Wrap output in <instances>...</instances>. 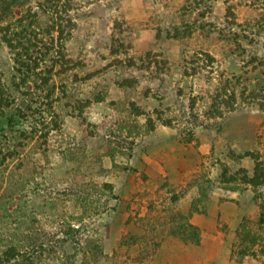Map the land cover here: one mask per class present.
I'll use <instances>...</instances> for the list:
<instances>
[{
    "label": "rangeland",
    "instance_id": "obj_1",
    "mask_svg": "<svg viewBox=\"0 0 264 264\" xmlns=\"http://www.w3.org/2000/svg\"><path fill=\"white\" fill-rule=\"evenodd\" d=\"M61 4L79 67L54 75L52 110L37 91L27 118H0L8 227L42 245L38 264H264V182L241 181L264 163V0H28L0 28L34 18L49 43L43 12ZM14 60L0 41L1 81L20 99L33 87ZM226 80L236 101L222 93L215 110ZM216 191L236 194L240 223L202 239L189 222Z\"/></svg>",
    "mask_w": 264,
    "mask_h": 264
},
{
    "label": "trees",
    "instance_id": "obj_2",
    "mask_svg": "<svg viewBox=\"0 0 264 264\" xmlns=\"http://www.w3.org/2000/svg\"><path fill=\"white\" fill-rule=\"evenodd\" d=\"M27 2L28 0H0V22L6 20L7 17L12 14L14 7H22ZM47 3L49 4V1H47ZM64 5H53V13L51 12L52 14L49 16L46 11L43 12V15L48 19L50 27L53 29L52 32L56 33V41L54 42L52 41V32L50 33V36H48L49 43L43 42L42 38H38V32H31L34 18L27 25L20 21L15 28H12L6 22L4 26L0 28V41L13 52L14 61L20 66V68L17 69V73L21 77L20 84L24 86L28 83V79H30L33 87L30 92L22 93L20 99H15L14 95L18 89H9L2 83L0 74V118L6 119L9 126H13L16 118L24 119L28 117V114H31L33 104L31 103V98L34 96L31 92L35 93L37 91H41L44 95L46 103H48L46 109L52 110L51 102L53 101L55 92L57 96L58 94H63L62 88H57L54 83V75H63L68 73L70 70L79 67L75 60L68 58V55L63 51L65 48L62 47L61 44L62 36L66 34V28L70 29L68 26L70 20L66 22V20H64L61 16L67 11L65 8L66 5ZM67 5L71 6L72 4L69 3ZM47 11H50L49 7H47ZM228 14L229 17H234L231 10L228 11ZM63 22H66V25ZM48 23L47 21L44 22L45 25ZM116 43H118V41H116ZM114 46H116V44H114ZM35 48L36 51L32 54L30 51ZM32 55H34V57H32ZM37 69L40 70L39 73L36 72ZM228 85H230L229 81H224L221 86V93L217 92V94H215L212 98L211 106L213 109L216 110L218 107H216L215 102L219 100L222 93L225 96V100L222 101V105L232 109L233 104L236 101V95L233 92L227 94ZM248 95L252 101L257 100L258 97L262 98L261 94H255L253 91H251ZM259 105L263 109L264 106L261 104ZM137 113H139V111ZM48 114H50V112H48ZM53 114L55 113L53 112ZM218 114L220 115V113ZM50 122L51 124L53 123L56 125L55 120ZM148 123L152 128V122L148 121ZM1 135L2 134H0V136ZM5 139L6 136L0 137V157L2 160H6L7 156H10V153L7 155V141L5 146H3ZM249 156L253 157L250 154ZM1 175L2 173L0 172V176ZM235 179L236 178L232 176H227L226 170H223L220 174V181L222 182H235ZM241 181L251 183L253 186L262 185L264 182V163L260 160H256L254 177L252 179H247L244 176L241 178ZM0 212V264H38V258H41L42 256V245H39L40 247L37 248L38 252L36 254L30 249H35L37 245H32L29 250H26V247L24 246V238L27 235L23 234L18 223H16L13 228H9L7 225L9 222L7 221L8 214H6L5 209L1 210L0 208Z\"/></svg>",
    "mask_w": 264,
    "mask_h": 264
},
{
    "label": "crops",
    "instance_id": "obj_3",
    "mask_svg": "<svg viewBox=\"0 0 264 264\" xmlns=\"http://www.w3.org/2000/svg\"><path fill=\"white\" fill-rule=\"evenodd\" d=\"M154 167L156 171L159 170L157 165L156 166L154 165ZM209 177L212 178V176ZM211 194L213 195V197L207 202V204L209 203L206 211L207 215L193 214L189 222L190 224L194 225L199 229V232H201L202 234L201 236L202 239H204L205 235H209L210 233H213L214 229L216 230L217 227L223 225L229 227L230 230L235 231L240 223V219L238 218V216H240L239 215L240 213L236 206L237 204L235 203V200H233L235 199L236 194H234L233 196L231 195L230 198L231 201L227 199L222 200L224 195L218 194L217 191L216 194H214L213 192H211ZM202 242L203 240H201V243ZM219 248H222V246L220 245ZM216 249L218 250V248ZM208 251L209 253L207 255V258L210 261H212L213 250L210 249Z\"/></svg>",
    "mask_w": 264,
    "mask_h": 264
}]
</instances>
